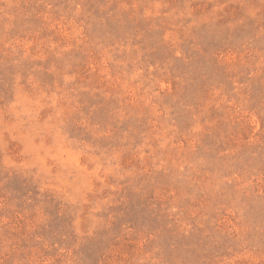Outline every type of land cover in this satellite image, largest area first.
<instances>
[{
    "label": "rangeland",
    "instance_id": "rangeland-1",
    "mask_svg": "<svg viewBox=\"0 0 264 264\" xmlns=\"http://www.w3.org/2000/svg\"><path fill=\"white\" fill-rule=\"evenodd\" d=\"M0 264H264V0H0Z\"/></svg>",
    "mask_w": 264,
    "mask_h": 264
}]
</instances>
